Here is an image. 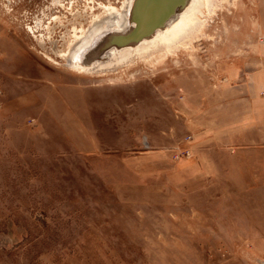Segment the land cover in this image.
Wrapping results in <instances>:
<instances>
[{
    "label": "rangeland",
    "instance_id": "374dc122",
    "mask_svg": "<svg viewBox=\"0 0 264 264\" xmlns=\"http://www.w3.org/2000/svg\"><path fill=\"white\" fill-rule=\"evenodd\" d=\"M124 1L0 0V264H264V0L73 68Z\"/></svg>",
    "mask_w": 264,
    "mask_h": 264
},
{
    "label": "bare ground",
    "instance_id": "6f19581e",
    "mask_svg": "<svg viewBox=\"0 0 264 264\" xmlns=\"http://www.w3.org/2000/svg\"><path fill=\"white\" fill-rule=\"evenodd\" d=\"M159 1L170 5L173 0ZM203 1L210 2V0H180L182 5L175 9L163 25L157 26L150 34L127 44H113L100 50L102 43L98 44V42L106 35H124L138 26L133 17L135 13L139 12V0H125L123 11L110 6L108 7L109 12H116L120 17L117 18V21L113 20V17L94 19V23L91 24L93 27L89 28L91 30L87 28L89 32L84 33L86 31H82L77 36L76 43L71 48L69 61L73 68L79 71L88 73L109 72L117 70L121 65L128 62L135 61L137 58L144 59L159 52H168L179 45L185 46L187 37L197 27L200 18L196 12L199 10V5L204 3Z\"/></svg>",
    "mask_w": 264,
    "mask_h": 264
},
{
    "label": "water",
    "instance_id": "95a60500",
    "mask_svg": "<svg viewBox=\"0 0 264 264\" xmlns=\"http://www.w3.org/2000/svg\"><path fill=\"white\" fill-rule=\"evenodd\" d=\"M139 12L134 14V19L137 21L138 26L131 29V31L124 35L108 34L100 41L102 49L110 45H122L135 41L150 34L157 26L163 25L165 20L182 5L180 0H173L170 5H166L162 1L157 0H139ZM99 50V51H100ZM98 51V52H99Z\"/></svg>",
    "mask_w": 264,
    "mask_h": 264
}]
</instances>
